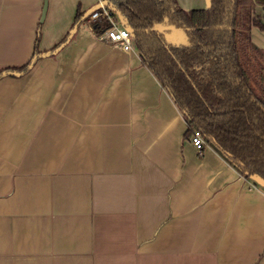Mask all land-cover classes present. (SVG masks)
Listing matches in <instances>:
<instances>
[{"label": "crops", "instance_id": "1", "mask_svg": "<svg viewBox=\"0 0 264 264\" xmlns=\"http://www.w3.org/2000/svg\"><path fill=\"white\" fill-rule=\"evenodd\" d=\"M43 2L0 0V73L29 61L38 27L44 53L78 9L110 5L47 0L41 20ZM75 25L26 72L0 75V264H264V183L207 141L197 153L134 43ZM250 37L264 49V28Z\"/></svg>", "mask_w": 264, "mask_h": 264}, {"label": "trees", "instance_id": "2", "mask_svg": "<svg viewBox=\"0 0 264 264\" xmlns=\"http://www.w3.org/2000/svg\"><path fill=\"white\" fill-rule=\"evenodd\" d=\"M107 2L115 19L126 18L143 61L183 111L188 133L200 129L241 174L264 181V65L251 76L242 55L246 44L264 56V49L251 45V26L264 28L251 16L253 0H211L207 8L190 10L182 9L177 0ZM83 14L76 11L71 28L89 17ZM156 24L165 27L158 29ZM91 25L99 35L110 23L102 19ZM174 29L184 30L185 44L177 45L167 35ZM69 36L70 30L50 51ZM40 38L38 27L31 58L41 53ZM31 58L7 70L26 72Z\"/></svg>", "mask_w": 264, "mask_h": 264}, {"label": "built area", "instance_id": "3", "mask_svg": "<svg viewBox=\"0 0 264 264\" xmlns=\"http://www.w3.org/2000/svg\"><path fill=\"white\" fill-rule=\"evenodd\" d=\"M90 21H98L107 19L110 25L99 34V37L123 50H130L133 47V40L130 31L118 25L114 20L110 10L100 3L99 7L93 9L89 15ZM189 141L194 146L198 154H202L206 146V140L200 129L193 128L189 134Z\"/></svg>", "mask_w": 264, "mask_h": 264}, {"label": "rangeland", "instance_id": "4", "mask_svg": "<svg viewBox=\"0 0 264 264\" xmlns=\"http://www.w3.org/2000/svg\"><path fill=\"white\" fill-rule=\"evenodd\" d=\"M264 8V0H253V5L250 7L251 16L253 18H259L261 20L262 10ZM183 42L186 41V37H184ZM252 45V44H251ZM245 52H242L244 57V62L246 66L249 68L251 76H254L260 71V67L264 65V56L253 52L249 49V45L244 44Z\"/></svg>", "mask_w": 264, "mask_h": 264}, {"label": "water", "instance_id": "5", "mask_svg": "<svg viewBox=\"0 0 264 264\" xmlns=\"http://www.w3.org/2000/svg\"><path fill=\"white\" fill-rule=\"evenodd\" d=\"M105 5V4H104ZM97 7H99V5L97 6ZM46 8H47V0H44V2H43V8H42V13H41V17H40V19L41 20H43V18H44V16H45V12H46ZM95 9V8H94ZM92 11V10H91ZM74 26H76V25H74ZM75 29H74V27L70 30V34L71 33H73V31H74ZM173 31H175V33L176 34H179V38L177 39V40H179V41H175V43L177 44V45H179V44H185L186 42H183V40H184V37H186V34H185V32H184V30L183 29H174ZM61 46V45H60ZM60 46H58L56 49H58ZM55 49V50H56ZM51 53V51H47V52H44V53H40L39 55H36V56H34V57H32L31 58V60H30V62H29V64L27 65V68H30L32 65H33V63L36 61V58H37V56H43V55H49ZM23 73V71H12V70H7V71H2L1 73H0V75L2 76V75H6V74H22ZM254 178H256L257 180H259V181H261L262 183H264V181L263 180H261L260 178H258V177H254Z\"/></svg>", "mask_w": 264, "mask_h": 264}]
</instances>
